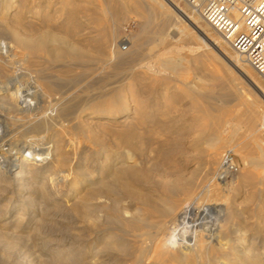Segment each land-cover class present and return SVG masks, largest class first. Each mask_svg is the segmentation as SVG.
<instances>
[{
  "label": "bare ground",
  "instance_id": "6f19581e",
  "mask_svg": "<svg viewBox=\"0 0 264 264\" xmlns=\"http://www.w3.org/2000/svg\"><path fill=\"white\" fill-rule=\"evenodd\" d=\"M51 2L0 0V264H264V223L249 221L240 208L227 207V197L222 202H199V171L190 177L160 181L152 176L151 168L133 164L126 149L106 147L101 141L100 149V144L94 146L90 141L91 145L82 148L86 142L69 138L73 150L68 152L64 147L67 131L85 136V129L82 132L76 126L79 116L73 110L78 96L53 98L60 81L69 82L74 77L69 74L72 69L82 68L85 73L84 66L90 61L100 66L93 75L122 65L127 80L135 73L141 83L169 77L190 88L188 75L193 63L203 58L214 60L224 66L228 78L223 85L234 94L233 98L228 95L229 100L223 94L216 98L212 91L201 95L196 86V90L190 88L207 104L199 107L193 103L197 112L211 120V126L206 127L205 153L214 160L228 144L248 166L242 182H264V84L244 56L228 50L233 23L244 22L239 0H100L103 12L111 16L103 21L111 23L107 30L98 28L93 45L87 32L72 23V0L63 1V29L46 25L38 32L27 30L28 14H39ZM141 9L146 13L143 21H137L139 31L125 42L131 47L120 49L123 19L130 11ZM98 20L94 21L96 27L101 26ZM108 47L114 54L109 58ZM151 86L147 83L146 88ZM105 87H93L98 91L96 100L116 91L107 93ZM89 98L93 100L91 95ZM87 104L82 102L83 109L77 110L80 115ZM32 110L40 116L25 122L20 115ZM125 111L129 109L122 105L91 114L114 120ZM120 122L125 125L130 116ZM22 126H26L25 133L19 132ZM121 129L115 140L139 151L140 127ZM70 163L75 166L74 177L63 169ZM146 184H152L156 194L145 193L140 186ZM126 199L136 203L135 211L126 205ZM50 205L70 210L82 221L83 227L73 229L80 233L78 237L75 234L76 239L45 234L47 215L43 214L51 211ZM114 251L117 256L113 259Z\"/></svg>",
  "mask_w": 264,
  "mask_h": 264
},
{
  "label": "rangeland",
  "instance_id": "374dc122",
  "mask_svg": "<svg viewBox=\"0 0 264 264\" xmlns=\"http://www.w3.org/2000/svg\"><path fill=\"white\" fill-rule=\"evenodd\" d=\"M51 1L52 2L49 4V6L47 5V7L42 9L43 11H39V14L38 12L37 14L34 13L35 15L33 13V15L28 14V18L25 19V24L28 31L38 32V28H42V26L46 25H49L52 29H63L64 19L66 18V16H64L65 13L63 12L64 0ZM72 2H74L75 6L73 12L75 20L72 21V23H74V26H79L80 29H84V31L87 32L86 36L89 42L91 41V45H93L97 39L96 32L100 28L107 30L109 24L111 23V21H103V19H109L111 16L108 13L105 14L103 12L100 0H72ZM119 2H122V0H119ZM182 4H184V2H182ZM137 12L135 10L130 11L125 20L123 19L122 28L119 30V34L121 37L118 41V45L120 49H126L127 47V49H129L131 45L126 44L125 42H129L131 34L139 31L137 23L139 21H143V17L145 16L143 14L146 12L142 9ZM95 20H98V24L101 23L99 24L101 25L100 27L95 26L97 25L96 22L94 23ZM103 35L104 37H106V32ZM232 48L233 46L231 45V47H228V50L233 53V55H236L237 52L234 50V48ZM113 55V51L108 47L106 51L107 58L112 57ZM86 65L84 66V68L87 69L86 72L84 71L85 73L82 72V68H78V70L72 69L71 72L69 71V74H72L70 76L74 75V77H71V80L69 82L68 80L62 81L64 83L60 81L61 87L60 85L58 86L57 92L53 97H56V100H61L63 98L73 99L78 96L74 103V108L75 106L77 108L73 110L75 113L77 112L78 115L76 114V116H79L76 120V122L78 121V123H76V126L79 125L78 127H80L82 132H84L83 129H85V136H80L81 134L77 133L75 130H70L67 131L65 135V138L67 140L69 138H77V141L79 140L82 142H86L85 144L80 145V147L82 148L88 144L91 145L92 143V145L94 146H96V144H100L97 146L99 149L102 148L104 144V146L106 147L111 146L112 148L119 147V149H126L127 152H130L131 157L133 158L131 159L133 164H135L137 167L151 168L152 176L154 174V177L160 181L166 180L168 178L190 177L193 175L195 170H197L199 172H197L196 174V191L198 193L197 196L199 202V199H201V201L203 200V202H205L204 200H206V202H222L223 200H225V197H227V201L225 200L226 206L228 205L227 207H229L230 205L231 207L229 208H240L243 214H245L244 216L249 219V221H259L264 223V182H258L257 180H255L251 185H248V183L246 182H242L243 171H247L248 166H246L243 158L240 155L234 153L233 149H231L230 145L228 144H226L227 146L225 145L226 147H223L220 155H217V158H213L214 160H211L212 158L209 159V157L205 153L208 145L205 140V138L208 136V130H206V127L208 128L209 126H211V120L207 115L202 116V112H197V109L195 108L193 103H195L196 106L199 107H204L207 104L206 102H204L203 98H200L201 96L194 95L192 93V90H196L197 87V91L201 95L208 94L212 91L213 97L217 98L218 96H221L223 94V96H225L229 100L230 98H233L232 93L234 92V90L231 88H225L223 85L226 82L228 76L227 78L225 77L227 74L225 73V68L221 63L214 60H212L211 62L210 59L206 58L197 60V62L193 63V69L188 75L191 83H193H190L189 85L192 90L186 85L175 80L174 78L169 77L166 79H161L159 81H154L153 79H151V82L149 79H147L148 81L145 80V83H141L137 79V73H135L133 77H130L127 80V73L123 72L124 68L122 67V65H115V68H111L108 70L106 69V71H104L102 75L101 73H95V75H93V72H95L100 67L97 62L95 64L94 61H90ZM249 68L258 78L262 79V83L264 84V77L261 76L254 68L250 66ZM138 72L141 73L142 76H144L142 70L139 69ZM84 75H86L87 78ZM98 82H101V85L106 86L105 91L107 93L111 89H116V91H113L110 94L108 93L107 95H105L106 97H103V99L99 98L100 100H98L97 98L96 100L95 98L98 91L95 88H100V84H98ZM147 83H151L152 86L146 88ZM63 84H65V87H63ZM246 87L253 94L255 93L250 86L246 85ZM63 88H65L66 90ZM87 90L90 91L89 96L91 95V98L93 97V100L89 98ZM228 95L231 97L229 98ZM116 100L120 102L117 103ZM82 102L88 103V108H84L86 109L85 112L81 111L83 109V107L81 106ZM119 103H123V107L125 106V108L129 109V111L120 113L119 116L114 120L108 118H94L91 114L92 112L97 111L101 108L110 112L116 107L120 108V106L122 105ZM77 104L80 105L77 106ZM79 109H81L79 112H82L83 116L80 115L81 113H78L77 110ZM30 112H28V114L25 113L27 114V117L25 114L20 115L21 118L25 120V122L32 121L36 117L40 116L36 110H32L31 114ZM33 112L36 113L34 114ZM211 113L213 115H218L217 112L211 111ZM128 116H130V122L126 123L125 125L122 124L120 121ZM28 117L30 119H28ZM195 117L197 119H194ZM138 120H141L142 125L139 124ZM130 123L134 125L131 124V126ZM30 125L31 124L29 123L26 124L27 127L29 126L28 130L30 128ZM26 126H22L24 127V129H22V127L21 129L18 128L19 132L25 133ZM134 126L136 128L140 127L139 136H141L138 139H140L139 142L141 143V151H135L133 148L124 147L123 143H119V141L115 140V134H118L117 132L121 131V128L130 129ZM199 131H201L200 135ZM86 133L88 134V139ZM198 135L200 136L199 138ZM80 137L83 138V140ZM91 139L94 140L95 143L92 142ZM68 142L69 140L64 147H66L65 149L69 148L67 149V151L71 152L73 150V145L72 143ZM227 150H231L234 153L235 164L238 168V171L231 177L221 179L217 177V174L219 171L222 155ZM0 153H2V151H0ZM72 159L73 161H75L76 158H74V155ZM64 166L65 167H63V169L65 170L66 168L65 172L71 173L70 176L74 177L75 174L73 175V169H75V166H73V164L71 165V163ZM55 177L57 178V175H55L54 178ZM40 180L41 179H39V181ZM40 182H42V180ZM140 187L144 188L145 191L147 190L145 193L149 192L150 194L152 192L156 194L154 189L152 188V184L141 185ZM5 199H9V196H7ZM75 201L76 199L72 198L70 202L74 203ZM126 201V205H130V209L135 211L134 208L136 206V203H131L130 199H126ZM31 207L32 205L29 206L26 211L27 213H29L28 215L31 214ZM52 207L53 205L51 206V208ZM38 208V212L40 213V215H42L41 207ZM70 212V210H67L65 208L61 210L60 207H53L49 213L43 214L47 215L45 217L43 216L45 221L47 222L46 227H44V229L46 230L45 234H47L48 236L52 234V237L57 239H76L75 234H77L78 237L80 233L78 230L76 232H73V229L76 230L77 228H81V226L83 227L84 224L79 219L74 218L73 212ZM109 212L110 214H113V208H111ZM227 215L229 217L231 215L230 212L226 214V216ZM115 255L117 256L116 251H114L113 256ZM116 256L113 257V259L116 258ZM1 257L2 256L0 252V261ZM86 259L87 261L90 260L88 259V257Z\"/></svg>",
  "mask_w": 264,
  "mask_h": 264
},
{
  "label": "built area",
  "instance_id": "2783aa9c",
  "mask_svg": "<svg viewBox=\"0 0 264 264\" xmlns=\"http://www.w3.org/2000/svg\"><path fill=\"white\" fill-rule=\"evenodd\" d=\"M239 3L244 22L243 25L233 23L234 36L231 44L234 50L244 56L251 67L264 77V0H239ZM237 171L234 153L231 150L225 151L217 177L225 179Z\"/></svg>",
  "mask_w": 264,
  "mask_h": 264
}]
</instances>
